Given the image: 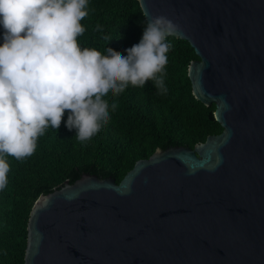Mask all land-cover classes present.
I'll return each mask as SVG.
<instances>
[{
  "label": "water",
  "instance_id": "1",
  "mask_svg": "<svg viewBox=\"0 0 264 264\" xmlns=\"http://www.w3.org/2000/svg\"><path fill=\"white\" fill-rule=\"evenodd\" d=\"M137 1L194 49L191 92L222 130L40 194L23 264H264V0Z\"/></svg>",
  "mask_w": 264,
  "mask_h": 264
},
{
  "label": "trees",
  "instance_id": "2",
  "mask_svg": "<svg viewBox=\"0 0 264 264\" xmlns=\"http://www.w3.org/2000/svg\"><path fill=\"white\" fill-rule=\"evenodd\" d=\"M85 10L88 14L80 21L85 31L77 37L81 49L94 48L107 55L106 49L112 48L127 56L125 49L139 44L147 21L137 0H88ZM4 32L0 25V45ZM166 42L171 48L164 68L165 94H157L151 80L143 87L129 85L118 96L110 91L103 97L109 103L110 119L90 140L75 139L77 130L66 127L69 112L65 110L60 127L46 128L31 156L5 157L9 172L8 183L0 190V264H23L27 219L40 194L85 172L119 182L135 160L155 148H192L222 130L213 116L215 105L205 106L191 92L187 66L198 58L194 49L174 36ZM112 103L117 105L115 111Z\"/></svg>",
  "mask_w": 264,
  "mask_h": 264
},
{
  "label": "clouds",
  "instance_id": "3",
  "mask_svg": "<svg viewBox=\"0 0 264 264\" xmlns=\"http://www.w3.org/2000/svg\"><path fill=\"white\" fill-rule=\"evenodd\" d=\"M88 0H0V190L8 183L6 156H31L37 139L51 126L58 129L65 110L66 127L75 139L90 140L110 119L103 99L129 86L153 81L165 94L164 68L177 26L165 16L147 21L139 44L127 56L107 48V55L83 48L77 37L85 31ZM108 39V37H104ZM160 75H157V74ZM116 103L111 104L115 111Z\"/></svg>",
  "mask_w": 264,
  "mask_h": 264
}]
</instances>
